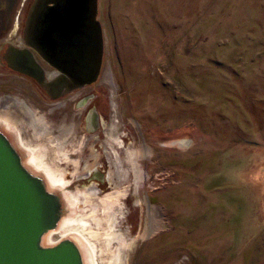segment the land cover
I'll return each instance as SVG.
<instances>
[{
	"label": "rangeland",
	"instance_id": "rangeland-1",
	"mask_svg": "<svg viewBox=\"0 0 264 264\" xmlns=\"http://www.w3.org/2000/svg\"><path fill=\"white\" fill-rule=\"evenodd\" d=\"M33 1L0 0V99L24 102L51 132L13 107L0 113L65 172L66 217L86 219L98 264L108 247L121 248L118 264H264V0H98V78L55 99L6 65ZM64 128L61 143L50 138Z\"/></svg>",
	"mask_w": 264,
	"mask_h": 264
},
{
	"label": "water",
	"instance_id": "water-1",
	"mask_svg": "<svg viewBox=\"0 0 264 264\" xmlns=\"http://www.w3.org/2000/svg\"><path fill=\"white\" fill-rule=\"evenodd\" d=\"M97 11L98 0H34L30 6L25 42L40 51L34 39L45 17L49 24L43 26L42 35L47 32L55 44L50 63L59 73L49 82L39 80L52 97L97 80L103 57ZM58 17L61 22L54 25ZM62 213L59 195L49 192L43 180L23 166L20 154L0 130V264H83L70 239L41 244L44 233L56 227Z\"/></svg>",
	"mask_w": 264,
	"mask_h": 264
},
{
	"label": "bare ground",
	"instance_id": "bare-ground-1",
	"mask_svg": "<svg viewBox=\"0 0 264 264\" xmlns=\"http://www.w3.org/2000/svg\"><path fill=\"white\" fill-rule=\"evenodd\" d=\"M54 77H55V73H49L48 74L49 79H54ZM0 107H4L7 109H9L8 107H13L17 111H19L20 113L23 112L24 118L29 120V121H33L34 128L40 134L48 135V133L51 132V130H49L48 127H43L42 125L40 127V126L36 125V123L38 121L42 122V118L41 117H35V116L32 117L31 111H29V109H27V107H24L20 103H14L13 105L12 104L11 105L10 104L2 105L0 102ZM8 118H7V116L5 117L4 114L0 113V120L5 122L4 123V122L0 121V130L8 137V139L12 143L13 147L20 154L21 162H22L23 166L28 171H30L33 175L39 176L43 180V183H44L46 189L49 192H52V193L59 195V197L62 201V204H63V213H62L60 219L58 220L56 227L53 229H50L46 233H44V235L41 238V244L43 246H51V245L58 243L62 239H66V238L70 239L77 246V248L80 252L83 264H98V257L96 254L95 245H92V243H90V241L87 238L88 236L85 237L84 233L82 231L83 228L85 227L86 223H87L86 219L81 218L79 220L76 218L70 219L69 217H66V216H71L69 213V206H70V204H72L71 198H73V197H70V196L68 197L62 191V189L67 184L65 172L61 171L60 169L57 170L50 163L45 161L44 153H42L38 147L32 148L30 145H27L22 140L20 134H18L16 131H15L16 132L15 134H17V137L12 132H10L8 129H6L2 125V123L4 125L7 124L11 128L14 129V127L11 126L12 119L11 118L8 119ZM16 118H17V116H16ZM18 120H19V117H18ZM19 121H21V120H19ZM63 131H64L63 133H60L55 138L54 137H50V138L53 140H56V141H60V143H61L62 140L66 137L65 133L67 132V130L64 129ZM58 147L60 149H62L61 144H58ZM60 151L61 150H59V152ZM64 155L65 154L63 153L62 156H64ZM133 169L138 170L136 167H134ZM86 193H88V196H87L88 199L86 197V200L88 201L89 199H91L90 198L91 194H95L96 192H95V190L91 189V190H87ZM74 199H75V197H74ZM118 200H119L118 195H115V194L114 195H108L106 197V200H103V203L105 204V206L107 208H111V206L114 204V202H118ZM93 206L95 207L96 205H93ZM93 216H94L93 219L96 220V223H98V225H100L101 223H100L99 217L97 218L95 215H93ZM106 223H107V227L104 228L105 231L102 234V236L106 237V241L109 245L113 239V236L116 234L115 230L113 229L114 228L113 226L115 224L109 218L106 219ZM151 228H152V225H148L147 228L145 229L144 234H146L149 230H151ZM56 230L61 234V237L57 240L53 239V236H52L54 231H56ZM86 232H88V231H86ZM88 234L94 238L95 237L99 238L101 236V235H99L98 232H91L90 230H89ZM117 238L120 239V241H118V242L126 243L122 234L119 235ZM108 248H109L108 250H109V255H110L109 257L110 258L106 264H118V262L123 260L121 257V251H120L121 248H119V247H117L115 249H111L110 247H108ZM100 250H101V254H102L103 248H101ZM101 259L103 260V257H101Z\"/></svg>",
	"mask_w": 264,
	"mask_h": 264
},
{
	"label": "flooded vegetation",
	"instance_id": "flooded-vegetation-1",
	"mask_svg": "<svg viewBox=\"0 0 264 264\" xmlns=\"http://www.w3.org/2000/svg\"><path fill=\"white\" fill-rule=\"evenodd\" d=\"M97 13H98V11H97ZM60 19L61 18L58 17L57 20H55L53 22L54 25H57L58 23H60L61 22ZM40 23H41V28H40L39 35L34 39V42L36 43L37 48L40 51H38L37 49L27 45V43L25 42L24 36H23L22 39L24 42H22V45H20V46L8 45L7 46V49L5 52V54H6L5 60H6V65L10 69L20 73L21 75H23L27 78H30L32 81L37 83L45 91V93L47 94V96L49 98L55 99L56 97H52L50 95V93L48 92V90L46 89V87H44L39 82L40 79L44 80L45 82H49L51 80L48 78L49 73H55V76H56V74L59 73L58 70L50 63V61L51 62L53 61L55 44L49 38L47 32L42 35L43 26H45V23H48V21H46L45 17H44V18H42ZM24 49H27L29 53H27V54L15 53V52L22 51ZM10 50H13V51L11 52V54L9 56L8 54H9ZM102 60H103V57H102ZM67 92H70V90L65 91V93H67ZM0 102L2 105H6V104H10V105L12 104L13 105L14 103H20L21 105H23L24 107H27V109H29V107L27 105H25L24 102L18 101L17 99H15L11 96H3V98L0 99ZM78 105H79V107L82 106L83 101L79 102ZM92 107L93 108L91 109V115L88 119V130H90V131L94 129L96 122H98V110L96 109V107L94 105ZM29 111H31V110L29 109ZM31 114L33 115V117L35 116L32 113V111H31ZM7 126L9 128H11L9 125H7ZM11 129L14 130L13 128H11ZM67 129H68V127H67ZM65 134L67 135V132ZM112 151L113 150L111 149V147L109 149V153H108V151H106L108 158L110 161L113 160L112 164L115 167L116 172L118 173V175L120 177H122L121 173H120L121 168H119L121 166L120 165L121 159L119 158V154L117 155V153H115L116 154L115 155Z\"/></svg>",
	"mask_w": 264,
	"mask_h": 264
}]
</instances>
